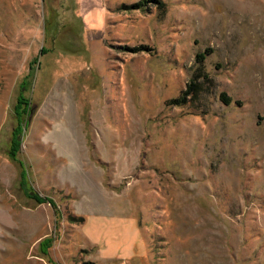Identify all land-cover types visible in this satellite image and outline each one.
Listing matches in <instances>:
<instances>
[{
  "label": "rangeland",
  "instance_id": "374dc122",
  "mask_svg": "<svg viewBox=\"0 0 264 264\" xmlns=\"http://www.w3.org/2000/svg\"><path fill=\"white\" fill-rule=\"evenodd\" d=\"M140 1L0 0V264H264V0Z\"/></svg>",
  "mask_w": 264,
  "mask_h": 264
},
{
  "label": "trees",
  "instance_id": "16d2710c",
  "mask_svg": "<svg viewBox=\"0 0 264 264\" xmlns=\"http://www.w3.org/2000/svg\"><path fill=\"white\" fill-rule=\"evenodd\" d=\"M144 1H146V0H141L140 2L134 4V6H141ZM198 57L200 59L203 58V54H199ZM186 86H187V91L182 92V94L178 98L171 99L170 102H177V104L185 103V101H186V94H187V92H190L192 90V88L194 86V81H189ZM259 119H260V121H262V127H263V130H264V117H259ZM13 142L14 141L12 140V143ZM12 143H11V146H12ZM15 151L16 150L13 149V146H12L11 147V155H13ZM44 199H47V200H49V202L51 201L50 203H53L52 200H51V198H49V197L41 198V197H38L37 195L35 197V200L37 202H43V201H45Z\"/></svg>",
  "mask_w": 264,
  "mask_h": 264
}]
</instances>
